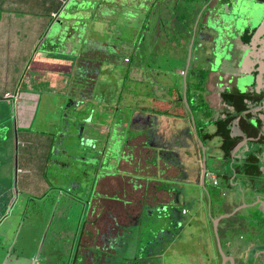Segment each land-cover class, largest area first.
Returning <instances> with one entry per match:
<instances>
[{"label": "rangeland", "instance_id": "rangeland-1", "mask_svg": "<svg viewBox=\"0 0 264 264\" xmlns=\"http://www.w3.org/2000/svg\"><path fill=\"white\" fill-rule=\"evenodd\" d=\"M4 2H6V0H4ZM4 2L3 6L5 5L8 7H12V4L10 3L12 1H8V4H4ZM199 3L200 2L197 3L196 0H186V3H183V1L180 0L177 4H174L173 7H171L172 9L170 11L173 18L171 17V21L169 23L174 29V33L179 29V24L175 22L174 18L181 21L183 17H193L195 15L194 10ZM72 4L75 3L73 2ZM80 7H82L79 12L81 18H84L86 21L92 20L96 27H100L102 29L100 33H95L93 27L88 25V22L86 23L83 21V24H81L82 27L80 28L79 26L81 25L79 24V21L76 22V34L79 33V37L74 36L71 40L68 41L66 40L67 38L65 39V49H71V51H73V54L76 53V55H74L73 57L59 56L55 58V56L52 54L50 56L48 64L41 63V66L44 67L43 70H38V66L36 64L37 60L34 61L32 59H29L28 63L26 64L25 61H12V56L16 54L12 51V45L9 49H6V53H4L2 57H0L1 62L4 61L2 67L0 68V94L4 93L5 95H11L10 92H5L8 80V83H10V88H12V93L17 88V86H19L21 90L20 94H22V92L28 94H38V96L29 95L30 97H34L32 99L21 97V99L17 100L16 104H13L12 100L0 101V191L4 192L2 194L3 196H0V221H2L5 216L7 217L4 219V222L6 220L15 221V223L12 224V243L7 242V245L9 246L8 257H11L9 263L14 261L15 264H28L30 260L28 256L31 257V254H34L33 257H36V259H33L32 257L31 260H33L35 264H60L63 259L66 261L63 262V264H68L69 260H67L66 257L69 258L72 255V247L68 246V241H70L74 233V231L71 229H74L75 223H78V228H81L89 218L84 230V232L90 234H88L89 239L87 241H83V248L78 251L77 255L80 258L77 260V264H93L94 253L98 254V251H96L97 247L102 248L105 246L109 251H114V247H117L118 244L117 240L115 241L113 237L117 233H120L122 226H124L126 223L130 224L137 222L138 217L136 218V216L138 215L140 209V206L138 207V203L136 205L138 213L133 214L136 219L132 221L131 212H129L128 215L126 214V208L123 206V202L121 199L125 195L126 189H132V183L129 181L130 177H110L108 178L109 180L105 185L100 184V186H98V189H100L101 192L107 191L109 194H115L120 197V200L112 201V204L109 207L111 208L109 210V217L107 216L108 214L106 216L104 215L106 213V208L104 206V202L106 200L104 199V197H102V200H96V215L93 214V216H88L90 214V212H88V214H86L87 218H85L82 215V209H80L82 207V204H78V200L75 199L76 197L74 196V194H70L72 193V191H69L79 189V182L70 181V178L66 176V173L69 172L73 166L70 168L64 167V163L65 165H77V159H87L85 157H81V154L77 156L78 158H75L77 154L74 153V151L81 149V145L84 144L83 141L85 139L81 136V131L84 127V123L93 118V112L97 113V117H99L98 111H101V109H105L104 114H109V112L113 111L112 108L108 110V107H110V102H104L106 101L105 96L107 98H111L115 95H119L122 92L124 79L127 77L126 73L122 72V79L120 81L117 77L112 75V71L111 69H109L107 71L108 76H104L106 78L104 80L106 88L104 87L102 90H98L102 94V96L92 97L91 102L93 109H91V112H93L91 114L85 113L83 111L77 112L76 109L75 111L73 110L74 108H71L70 112L76 114V116H73V114L67 113L64 110V107L67 109L70 108V98L66 97L64 92H61L63 85L57 84L54 86L53 83L49 84V81H46L45 78H42L41 76L50 78V70H57L60 72L61 70H63V76L66 80L69 81V83L66 85L68 87L70 82L75 79L74 77L76 76L75 73H73V65H69V70H66L68 63L71 64L72 61H85L84 65H86V68H88V64H92V61H102L103 59H100V54L103 53L105 54L102 57L107 56L104 58L112 57L115 60H118L116 61L118 63L112 66L113 70L115 68H120V66L122 67V69H124V65H126V63L124 62V60H122V58L124 56L123 54L126 47L124 46L121 50H119L116 56H114L113 53L109 51L111 49L112 51L116 50V46L120 43V40L124 39L130 41L128 40L130 38L137 40L142 33V29H144L142 25H146V29L144 30V33L146 34H149L151 30L155 29V27L158 28L160 26L156 25L154 27L153 25V18L155 16H153V13L151 12L152 6L150 4V0H86L85 5L81 4ZM163 7H165V4ZM257 7L258 5L256 4L254 8L256 9ZM73 8L74 5L66 6V9L62 12L61 16H69V20L71 21L77 20V12L73 11V13ZM258 9H260V7ZM210 10L212 11L211 6H207L205 8L204 16L202 15L201 17L202 22L206 20V15ZM70 12H72L71 16ZM243 12L246 13L245 10H243ZM149 13H151L150 16ZM200 15L201 12L197 16V18L194 17L191 26H187V30L189 26L192 30V38L190 39V42L188 44L189 48L184 49L182 47L179 48L176 46H171L170 50V47L162 46V44L157 41V46H159V44H161L160 46H162L160 54L163 53L166 55L170 50L171 56H177L178 58H173V60L168 61L165 60V57H163L162 54L158 55L160 59H155L153 58L154 55H152V57L148 56L149 51L147 50L144 51L147 55L141 60L138 59V57H136L135 55L133 59L135 63L139 61L141 63L144 62L145 64H148L144 68V70H147L145 75L150 72L149 75L145 76L146 83L144 85H146L147 90L136 93V91L132 88V83L127 92L128 94H124L126 98L122 100V103H125V105H130L129 113L133 112L132 110L135 108V111H139V113L143 115L141 124L142 126H146L148 124V127L146 128L148 136L145 140V143L148 145L154 144L156 147H160L162 146V144H164L165 147L162 146L161 149L167 150L170 155H172V157L167 158V160L170 161V159L174 160L176 158H179L180 162L184 164H187V156L192 153V149L194 148L193 141L188 134L189 121L187 117L189 114L184 105L186 104V106L188 107L185 100V93L187 92L186 86L183 85L182 87L176 88V93L179 94L182 92L184 95L181 101L173 98V89L158 90L157 87L159 85L168 87L177 80H184L186 77L185 74L180 73L181 71L179 72V69L177 68L185 67V69H193L194 67L197 70V77L199 76L200 72V77L203 79L200 90L201 95H203L202 99L204 102L202 109L206 112L205 108H207V104L205 105L206 100L204 92L205 82L209 76L208 60H199L198 58L194 57L199 56L200 54H208L210 52H208V50L211 45L209 43L205 44L204 40L198 43L200 39L201 29L200 26H197V21ZM147 17H149V19ZM157 24H159V18H157ZM57 25L58 23H55L53 29H50L49 34H45L48 38H46L44 44H42L43 46L49 47L50 51H55L56 49L51 48L52 45H55L56 43L60 45L62 44V42H64V40L60 41L57 38L60 32V30L57 31L56 29ZM30 27H34L33 22L30 24ZM196 30L198 31L196 32ZM211 33L214 34V32ZM28 36L29 38L22 49L21 55H28L32 41H34L33 37L30 38V35ZM10 43H12V40L10 41ZM136 46L138 55L141 49L140 44H136ZM199 46L201 48H198ZM142 49L144 50V48ZM41 53L43 54L41 50L37 51L36 57H39ZM157 53H159V51ZM181 55L185 56L181 59L179 58ZM5 60H8L10 62L9 66L5 65ZM110 61L114 60L110 58ZM178 61L181 62L177 65ZM22 63L24 68L22 67ZM152 64H154L155 66H161L158 67L159 71H153L152 68L149 67V65H151L152 67ZM169 64H172L171 74H169L170 72L168 73L167 70L162 73L161 68L166 67V65ZM115 71H121V68L120 70ZM89 72L90 74L93 73V69L91 68ZM89 72L87 71L86 74H82L81 77L86 76ZM20 73L21 75L20 77H18ZM109 73H111V75ZM190 74L191 73L189 71V75ZM36 75H38L39 78H36ZM63 76L60 77L58 75V77L61 79L63 78ZM31 77L34 78L31 79ZM65 79H63L62 82H66ZM174 85L175 84H173V86ZM93 86L94 84L90 86V93L91 90L94 89ZM96 88L101 89L100 86H97ZM80 89V91L83 90L82 88ZM80 91L75 92L76 96L77 94H81ZM95 93L96 92H94V94ZM188 93L192 94V91L189 92L188 89ZM62 97H65V99H63ZM117 100L119 102L120 96H118ZM23 102H30L33 106H36L37 109V111L33 109V112L29 117V122L32 123L31 129L25 131L22 129V127L19 126L21 117L17 116L16 112V107ZM120 105L122 104L120 103ZM102 106H104V108ZM143 106H145L146 108H143ZM148 110L150 113L145 114ZM188 110L190 112L189 108ZM165 112H170L172 113V115L166 116ZM148 115L151 117V122L148 120ZM120 116L121 113L119 117ZM76 118L80 120L81 124H79L78 122L76 123ZM132 119L133 117L129 118V121L125 123V129H123L122 132L124 136L127 134H131L133 125L135 124ZM134 119L140 120L141 118H139V116L136 117L135 115ZM53 122L58 123L57 127L51 126ZM116 126H120V124H117ZM58 130H61L64 133L62 139L57 138L54 135V133ZM33 133L40 134L46 139L48 138V141L45 143L46 145L43 146L42 149H40L39 147V149L43 151L44 157H37V159H33L34 165L37 167L38 172L41 174L43 172L42 169L45 165L47 155L51 150V154H53V158L55 159L51 157L50 160L53 159L60 162V164H57V168L54 171L55 174H58L61 181L65 182L63 188L68 187V191L64 190L66 193H59L61 191L60 189L63 188H54L52 192L48 194V190L50 191L51 188L56 186L54 182L55 180H51V182L54 183H52L50 186L47 185L45 193L42 196H39V199L35 197L32 199L29 195L24 196L21 195L20 192H18L17 174L19 175L21 172L19 170L18 172L15 169L16 161L18 163V158L21 161L22 154L25 149L28 150L29 155L37 152L38 147H36L35 144L28 145V143H26V140H30L31 138L27 135L33 136ZM117 133L118 131H116L115 133L112 131V137L110 138V140L116 139V137L118 136ZM58 136L60 137V134H58ZM124 139L127 140L126 136L123 137L122 140ZM58 141L65 142L66 145L62 146L60 142L58 144ZM52 142L55 143L54 147H50L48 145V143L50 144ZM135 143L136 141L133 140L129 144L130 148L132 147V145H135V148H131L134 154V158L136 157L137 151V145ZM176 152L179 154V157L174 156L173 153ZM33 156H35L36 158V155ZM152 157L153 154L141 153L140 156L138 155L139 161L145 163V165L146 161H149V159ZM86 163L88 167L93 164L91 162ZM19 164L23 165L22 162H19ZM78 165H81V167L76 170L77 172H79L75 173L76 175H79L85 170L84 163L79 162ZM93 167H95V165ZM98 167V170L100 168L107 170L108 168L107 166L104 167L102 165H99ZM120 167H122V162H120ZM182 167L185 169L184 165H182ZM51 168L52 166L48 164L45 175L46 177H50ZM156 169L157 168L153 170L151 168V164H148L147 174H155L157 171ZM161 171L162 170H158L159 175L152 176L155 177L154 180H158L162 183L166 182L167 184H173L174 181L171 180H176V178L168 175L166 176V178L170 180L164 181ZM93 172H96V169L89 168L87 171V175H91L93 174ZM167 172L171 174V172ZM132 177L136 178L135 175ZM192 177L193 179L188 178L185 174L184 180L187 181L185 190L191 192V196L195 197V199L189 198L186 200V203L193 210L192 213L195 214L199 207H204L206 205V198L202 193V189H199L200 185L195 179L194 172L192 173ZM53 179H55V177H53ZM110 179H112V182H110ZM4 184L6 185V188L3 189L2 187ZM10 187L12 188L11 190H13L14 193V197L12 198L10 195H6ZM88 187L89 185L86 184L84 188L86 189ZM83 191L84 189H82V191L79 190L80 193H78L82 198H84V195H86L82 193ZM94 193H96V191ZM200 193L202 194V196H200ZM213 193L215 194V192ZM125 197L127 198L126 195ZM162 197L163 199L165 198L163 195ZM218 197H220L221 199L224 198L222 196ZM7 200L8 203L4 205ZM96 201L92 200L93 203H95ZM132 207H134V205ZM205 212L206 211L203 210L202 213H198L196 217L191 219L190 224L186 226L185 229L184 227L182 229H179L178 233L173 235V238L171 236H166L169 241L177 239V242H175L177 243V245L168 246L162 257H156L155 255H153V253L152 256H150L141 250V247L146 242L147 235L143 234L144 231H140L139 239L141 240H139V243L137 245L138 247L136 246V258L129 259L128 263L126 264H212L216 262V258H214L213 255H217V252L213 251L214 242L212 237L213 235L217 237V231L215 229V225L213 227L214 234H212L210 232V229H208V226L211 224L213 218L209 213L204 214ZM168 213V211L166 213L159 212V214L157 212H154L152 213V215L150 213V215L148 216L151 218L150 221L155 223L156 219H158L160 215H162V219H164L167 226L170 227L169 230L175 231L176 227H174V224L172 223V218L170 220L163 218L166 217ZM78 218L83 219L82 224L80 223L81 220ZM92 221L94 223L92 225H89V223H91ZM147 221V214H145L143 215V217H141L140 220V222L142 223L141 227L143 229H145V224ZM8 223L9 222H7L6 226L8 225ZM6 226H3V228L1 229L2 232L4 231ZM10 226L11 224H9V228ZM95 230H98V234L94 232ZM127 230L128 228H126V231ZM211 240L212 243L210 242ZM10 247L12 248V252ZM38 248L40 249L38 250ZM51 249H53L54 252ZM82 250L84 251V253H86L84 258L82 257ZM126 255L127 254H123L122 252H117L114 255L117 262L116 264H119L120 261H122V258ZM100 261L102 262L104 261V259H98V263H100ZM121 264H123V262Z\"/></svg>", "mask_w": 264, "mask_h": 264}, {"label": "crops", "instance_id": "crops-1", "mask_svg": "<svg viewBox=\"0 0 264 264\" xmlns=\"http://www.w3.org/2000/svg\"><path fill=\"white\" fill-rule=\"evenodd\" d=\"M8 1H12L10 2L12 4V7H8L5 5L3 6L4 0H0V7L3 9L2 17L0 20V57H2L3 54L6 53V49H9L12 45V51L16 53L14 56H12V61H25L26 64L28 63L29 59H32L34 61L37 60L36 64L38 66V70H43L44 67L41 66V63L48 64V61L50 60V56L52 55L50 53H45L44 51L46 48H49L42 45V43H44V36L48 32L50 27L53 25V23L56 21V19L60 18L58 16H60V14L66 9V7L65 8L63 7L67 0H6L4 4H8ZM179 1L180 0H151L150 1V4L152 6L151 12L153 13V16H155L153 18V24L154 27L156 25L160 27L158 28L155 27V29L151 30L149 34H146L144 33V31H142V33L140 34L137 40H134L132 38L128 39L130 41L124 39L120 40V43L116 46V50L111 51V53H113V55L116 56L118 54V51L121 50L124 46L126 47L125 51L128 49V51H130L131 53V51H133L134 49L136 50L137 48L136 44L137 45L140 44L141 49L137 55L138 59L141 60L147 55L144 52V50L149 51L148 56L152 57V55H154L153 58L160 59L158 55L163 54V53L160 54V50L162 46H168L170 47V50H171V46L172 47L176 46L179 48L182 47L184 49L189 48L188 44L190 42V39L192 38V30L190 29V26L193 22L194 17L197 18V16L201 12V15L197 21V26H200V29H203L205 21L202 22L201 17L202 15L204 16L205 8L209 0H200V1L196 0L197 3L198 2L200 3L197 4V7L194 10L195 15L193 14L194 16L193 17L191 16L192 18L183 17L181 21H179V19L174 18L175 22L179 24V29L177 30V32L174 33V29L171 27V24L169 23L171 21V17L173 18L170 10L172 9L171 7H173V5L177 4ZM182 1L183 3H186V0H182ZM155 2H157L156 5ZM164 4L165 7H163ZM150 14L151 13H149V16ZM147 18L149 19V17ZM157 18H159V24H157ZM32 22L34 23V27H30V24ZM165 22H168V24H166ZM188 25L190 26L187 30ZM92 27H96V26L92 25ZM101 29L102 28L98 27V30L100 32ZM248 30L249 28L245 27L243 31L240 33L239 38L236 39L235 45L237 48V54H236L237 61H240L242 59V56L245 53L246 48L250 46L251 37H250V32ZM197 31L198 30H196V32ZM28 35H30V38L33 37L34 41H32L28 55H21L22 49L29 38ZM195 37H196V33H195ZM11 40L12 43H10ZM157 41H159L162 44V46H160L161 44L157 46L158 45ZM200 42H202L201 37L198 43ZM142 48H144V50ZM198 48L201 47L199 46ZM39 50H41L43 54L41 53L39 57H36V53ZM65 50H66L65 53L73 54V51H71V49L70 50L65 49ZM170 50L166 55L163 54L165 60L171 61L173 60V58H178L177 56L172 57ZM158 51L159 53H157ZM104 54L105 53L100 54V57ZM74 55H76V53H74ZM128 56L129 55L126 53L122 58V60H124L125 63H127L125 59ZM184 56L181 55L179 58L182 59ZM104 57L103 59L107 61V65L105 66L106 67L105 72L107 73V71L109 70L108 66L111 65L114 61H118V60H115L112 57L109 58H104ZM110 58L114 61H110ZM194 58H198L199 60L210 59V55L200 54L199 56H195ZM247 60L249 59L246 58L245 61ZM180 62L181 61H178L177 65ZM3 63L4 61L1 62V58H0V68L2 67ZM9 63L10 62L8 60H5L6 66H9ZM79 64L80 62L77 64V66ZM97 64H98L97 61L94 62L92 61V64L89 63L91 68H93V73H92L93 77L89 76V78L94 79L96 83H102L103 85L101 89H99L102 90L105 87L104 80L106 78L104 77V75L106 76L108 75L105 74L104 72L102 74H99V72H97L98 70ZM129 64L130 65L128 64L124 65V69H122L121 67V71L126 73L127 77L124 79V85L122 86V92L120 93V100L118 103H122V100L126 98L124 94H128L127 92L130 88V83L132 82V79L143 81L142 78L146 73L144 71L145 65L141 64L139 61H137L134 64L133 63H129ZM69 65H73V70H74V67L76 65L75 62L72 61L71 64L69 63L67 64L66 67L67 71L70 68ZM171 65L172 64H169L166 65V67L161 68L162 73H164L167 70L168 73L170 72L169 74H171L172 71ZM22 67H23V63H22ZM158 67L161 66L159 65L154 66L152 70L153 71L158 70ZM177 69H179V72L181 71L180 73L185 74L186 76L185 79H188L190 68L185 69V67H183ZM62 71L63 70H61V72L57 70L55 71L50 70L49 73L53 74V77L49 78L51 79L50 84L53 83L55 86L59 81H63V79H65V77L63 76L64 72ZM244 71L247 72L248 70L246 68L242 70L238 63L234 66V68L229 67V69H227L226 71H219V72L209 71V76L205 82V92H204V96L207 104V108H205L206 112L203 111V109L193 111L189 104L188 94L187 92L185 93V100L187 102L188 107L186 106V104L184 105L189 114L187 117L189 121L188 134L191 137L194 144L192 153L189 154V156H187V160H186L187 164L181 163L179 158H176L174 160L170 159V161H168L167 158H171L172 155H169L168 157L165 158L162 156V159H160L159 161L160 162L159 168L157 167V165L151 164V168L153 170L157 168L156 169L157 171L155 174L153 173V176L159 175L158 170L159 171L162 170L161 174L164 178V181L169 180L168 178H166V176L169 175L176 178V180H171L174 181V183L173 184H167L166 182L162 183L158 180L155 181L154 180L155 177H153L152 179L148 180V184L144 185L143 182L142 186L137 187V189H134L133 184H131L132 189L131 188L126 189L125 191V195L127 196V198L125 197V195L121 198L123 202V206L126 208L125 209L126 214L128 215L129 212H131V216H132L131 219L134 218V220L137 217H138L137 220H139V218L142 215H144L143 211H145L148 218H150L148 216L150 215V213L151 215L154 212H157L159 214V212H161L160 210H162L159 207L164 205H168L170 209L174 210V212H176V210H179L180 207L190 209L187 208L186 205L182 206L183 203L187 204L186 203L187 199L189 198L195 199V197H192L190 194H186L183 191V188L187 183V181H185L184 179H185V174L186 176H188L189 173H191L189 175H192V173L195 171L196 180L200 182L199 189H202V193L206 198V205L204 207H199L197 213H202V211L205 210L206 212L204 214L209 213L213 218L211 222L212 225L210 224L208 226V229H210L211 232V229H213L215 225V229L217 231L216 244H217V249L219 251L218 252L219 256L213 255V257L221 258L219 264H264V122H263L264 83L263 82L261 83V79H260V84L259 83L258 85L256 84L257 88L260 91L251 89L248 90L246 94L239 93L237 89L233 88V86L236 82L235 79L236 75L239 72H244ZM58 74L62 75L63 78L62 79L59 78ZM109 74L111 75V73ZM20 75L21 73L19 74L18 77H20ZM33 78L34 77H31V79ZM36 78H38V75H36ZM176 82L177 81H175L171 85L176 84ZM67 84L68 82L66 80V82H63L62 85L66 88ZM179 86H182V84H180ZM132 88L135 89L134 87ZM91 92L94 93L96 91L95 89H93L91 90ZM26 94L30 96H38V94L36 93L33 94L26 93ZM239 94H242V96H247L246 99L252 100L253 103L249 106L247 105L248 100L247 101L245 100L246 102L245 109L240 110L235 99V96ZM22 95H24V93H22ZM30 96H28V98ZM179 96L174 95V99L179 98ZM183 97L184 95L181 96L180 101L182 100ZM74 98H77L75 93H74ZM70 105L71 108H74L73 110H75V108L77 107L76 106L77 104L75 105L73 103L72 104L70 103ZM188 108L190 109V112ZM33 109L37 111L36 106H33L30 102H23L16 107L17 116L21 117V122L19 123V126L22 127L24 131L31 129L32 127V123L29 122L30 120L29 117L32 114ZM91 109H93V107L88 108L86 113L91 114L93 112V111L91 112ZM104 110L105 109H101L100 111L101 115H99V117H97V113L93 112V118L84 123V127L82 129L83 131L82 137L85 139L83 141L84 144L96 143V144H100V146L103 145L102 142H99L98 138L100 139L101 134L109 130V126L107 125V123L103 124L101 122L100 124V122L97 121H100L99 119L104 118L103 116ZM67 113L73 114L68 109H67ZM125 114H127V112ZM136 115L139 116V118L141 119L134 120L135 123L134 125L136 126H133L131 134H127L126 153L133 154L131 148H135V145H132V147L130 148L129 144L133 140L136 141L135 144L137 145V151L135 150L136 151L135 159H138V155L140 156L141 153L154 154V151H157L158 149L154 144L148 145L145 143V140L147 139L148 136V133L146 131L148 124L146 126H142L141 124H142L143 115H141L139 112ZM73 116H76V114H73ZM238 116H242L240 120L241 124L244 127L245 131H247L248 133V137L245 139H243L241 135L239 134L237 135L233 133V127H234L233 121ZM229 117H231L232 119L227 127L228 136H230L231 140L233 139L237 140L232 145H230V141L226 139L224 135L220 134V130H219V125L222 124V122ZM251 118H257L259 121L258 125L256 126V128L259 129H256L253 133H251V131L249 132L250 125L248 123V120ZM150 119L151 117L148 115V120L150 121ZM77 122L81 124L80 120H77L76 123ZM57 124H58L57 122L56 123L53 122L51 126L57 127ZM205 133L214 136L212 138H206L207 136ZM259 133L263 134L262 137L258 135ZM58 134H60V137L58 136ZM63 134L64 133L61 130H58L57 132L54 133V135L60 139H62ZM27 136L31 138L30 140H26V143H28V145L35 144V146L38 147V150L36 153H32V155H29L28 150L25 149L23 151L21 161L19 160V158H18V163L16 161L15 169L16 171L19 170L21 172L19 174L20 176L17 174L18 176L17 189L18 192L21 193V195L24 196L29 195L30 198L32 199L34 197L39 199V196H42L45 193L47 185L50 186L54 182L56 185L55 187L51 188L50 191L48 190V194H49L52 192L54 188L55 189L63 188L65 182L61 181L58 174H55L54 170H56L57 164H60V162L53 160L55 158H53V154H51L52 152L51 150L50 153H48L47 155V159L45 160V165L42 169L43 172L41 174L38 172L37 167L34 165L33 159H37V157H44L43 151L40 149H42V147L46 145L45 143L48 141V138L46 139L44 136H41L40 134L37 133H33V136L32 135L31 136L27 135ZM254 136H256L257 138ZM199 138L202 139L204 143H202V141ZM59 142L60 141H58V144ZM60 143L62 144V146L66 145L65 142H60ZM48 145L50 147H54L55 143L54 142L50 144L48 143ZM162 146L165 147L164 144H162ZM173 154L174 156L179 157V154L177 152ZM33 155H36V158ZM51 157L53 159L50 160ZM152 158H154V156ZM84 161L85 163L91 162L93 163L92 165H95V163L91 159L90 160L87 159ZM19 162H22L23 165H20ZM252 163L256 164V170L247 171L249 170ZM48 164L52 166L50 171V177L45 176L46 170L48 168ZM182 165H184L185 169L182 167ZM128 166L129 165L127 164V162L123 160L122 168L125 169ZM64 167L74 168V165H65L64 163ZM167 171L171 172V174L168 173ZM75 173L78 172L75 171ZM66 176L68 177V174H66ZM53 177H55V179H53ZM75 177L76 176L71 177L70 181H78L79 189L69 190L68 187H65L63 189H60L61 191L59 193H66L64 190L68 189L69 191H72V193L70 194H74V196L76 197L75 199L78 200V198L80 199L81 197L76 195L79 193V190L81 188V182ZM110 177L112 176H104L99 179L96 185V193H99V195L93 197V200L95 201L99 199L102 200V197H104V199L106 200L104 202V206L106 208L105 209L106 213L104 215L106 216L108 214L107 215L108 217L110 216L109 210L111 208L109 207L111 206L112 201H118V200L111 199V197L114 196L115 194H109L107 191L101 192L100 189H98V186H100V184L105 185L106 182L109 180L108 178ZM51 180L53 181L55 180V181L51 182ZM110 182H112V179H110ZM163 184L167 185V188H161V186H164ZM5 186L6 185L4 184L2 188L3 189L6 188ZM11 189L12 188L10 187L6 195H10L12 198L14 197L13 196L14 193L13 190ZM213 192H215V194ZM3 193H4L3 191H0V196H3L2 195ZM183 193L184 196L182 197ZM161 194L165 197L164 199ZM218 194H222V197H224L222 199L225 200V202H221L222 200L219 199ZM200 196H202L201 193ZM118 198L120 200L119 196ZM80 201L82 203V207L80 209H82L81 212L84 213L86 210V203L81 199ZM7 203L8 200L4 203V205H6ZM77 203L80 204L79 201ZM96 203L97 201L95 203H92V208L90 209V214L88 216L91 215L93 216V214L96 215ZM137 203H138V207L140 206L139 213L136 207ZM133 205L134 207H132ZM94 209L95 212L93 213L92 211ZM212 209L215 213L213 215H212ZM136 213H138V215L135 218L133 214ZM173 214L175 215V213L171 212L169 213V216H172ZM6 217L7 216H5L2 219V221H0V264H11V263L15 264L14 261L9 263L11 257H8L9 246L7 245V242L12 243V224H14L15 221L6 220L4 222V219ZM215 219L217 220L216 224L214 222ZM88 220L89 218L87 219V221ZM87 221L84 225V228L88 223ZM7 222L9 223L6 226ZM150 222L152 223V221ZM93 223L94 222L92 221L91 223H89V225H92ZM185 223L186 226L190 224L187 222V219L185 220ZM9 224H11L10 228H9ZM2 225L4 227L6 226L3 232L1 231V229L3 228ZM94 232L97 233L98 230H95ZM150 232H152V229H150ZM88 234L89 233L85 232L81 237L78 251L83 248L82 247L83 241L85 240L87 241L89 239L90 234L89 235ZM76 237L77 235L73 233L72 238L70 239L72 243H69L68 241V246L72 247L71 250L72 256L69 259L68 264H71V259L75 254L76 244L74 245V241H77V239H75ZM136 240H138V238H136ZM132 245H134V242H132ZM129 246L127 247V249L136 251L134 247H136L137 245L130 247ZM39 249L40 248H38V250ZM51 250L54 252L53 249ZM78 251L76 252V254H78ZM11 252H12V248H11ZM33 255L31 254V257L28 256L30 259L28 264H35V262L31 260ZM85 255L86 253H84V251L82 250V257L84 258ZM224 256H226L228 260H223ZM93 258H94L93 264H100L98 263L99 256H96L94 253ZM33 259H36V257H33ZM63 262L66 261L63 259L60 264H63ZM216 263L217 261L212 264H216ZM72 264H77V260H74V262L72 261Z\"/></svg>", "mask_w": 264, "mask_h": 264}, {"label": "trees", "instance_id": "trees-1", "mask_svg": "<svg viewBox=\"0 0 264 264\" xmlns=\"http://www.w3.org/2000/svg\"><path fill=\"white\" fill-rule=\"evenodd\" d=\"M73 2L75 4H72ZM84 2H86V0H67L66 1V3L64 4L63 8H65L68 5H74V8L72 9V12L73 11L77 12V17L78 18L75 21H71V20H69L70 19L69 17L67 18V16L66 17L65 16H61L62 13L60 14V16H58L60 18L56 19V21L53 23V25L50 27V29H53V26L55 25V23H58L56 29H57V31L60 30V32H59V35L57 36V38L60 41L64 40V42H62V44H60V45H58L57 43L55 45H52L51 48H56L55 51H50L49 50L50 48H46L44 50L45 53L53 54L55 56V58L59 57V56H67V57L68 56H72V57L74 56V54L65 53V51H66L65 50V48H66L65 39L67 38L66 40L68 41V40H71L72 37H74V36L79 37V33L76 34L77 30L75 28L77 26L76 22H78V21H79L80 25L83 24L82 23L83 21L86 22V23L88 22L89 26L94 25V22L92 20L86 21L84 18H81V15H79L80 5L81 4L85 5ZM156 3L157 2H155V5H156ZM2 10L3 9L0 7V20H1V17H2V12H3ZM72 12H70V16H71ZM68 21H69V23H68ZM165 23L168 24V22H165ZM145 26L146 25H142V27H144V29H142V31H144L146 29ZM80 27H82V25L79 26V28ZM50 29L48 30L46 35L49 34ZM93 30L95 31V33L96 32L100 33V31L98 30V27H93ZM201 31H202V29H201ZM201 31H200V33H201ZM46 35L44 36V42H45L46 38H48ZM42 44H44V43H42ZM111 51L112 50H110L109 52H111ZM144 51H146V50H144ZM126 53L129 55L125 59L126 62H127L126 64H128V65H130L129 63H133L134 64L135 62L133 61V59H134L135 55L137 57V51L134 49L130 53V51H128V49H127L126 51H124L123 55H125ZM102 56H101L100 59H103ZM207 60L210 61L209 59H207ZM102 61H103V65L106 66L107 65V61H105L104 59ZM73 62H76V61H73ZM117 63L118 62L114 61L108 67H109V69L112 70V75L117 77L121 81L122 71H117V72L115 71V70H120L121 66H120V68H115L114 70L112 69V66L116 65ZM141 64L145 65V67L148 65L147 63L145 64L144 62L141 63ZM154 66H155L154 64H152V67H151V65H149L150 68H153ZM144 71L147 72V70H144ZM189 71H190L191 74L188 76V79H184L182 81H178L177 80V82H176V84L174 86L173 85H171V86L169 85L168 87H165L163 85H159L157 87V89L158 90H161V89H163V90H172L173 89L175 96H179V95L182 96L183 95L182 92L179 93V94L176 93L177 92L176 88L177 87H182L183 85H185L186 89H187V94H188L190 107L194 111V110L202 109L203 104H204L203 99H202L203 96L201 95V90H200L203 79L200 77V72H199V76L197 77V74H196L197 70L194 67H193V69L190 68ZM209 71H210V69L208 68V72ZM120 74H121V78H120ZM146 75H149V73H147ZM146 75L143 76V78H142L143 81H141V80H133L132 79V82L130 83V85L133 83V87L135 88L134 90L136 91V93H140L142 91L147 90L146 85H144L146 83V79H145ZM100 84L103 85L102 83H100ZM180 84H182V86H179ZM72 85H73V83H72ZM65 89H69V87L66 86V88H65L63 86L62 90H65ZM82 89L83 90L80 91L81 94H77V96H76L77 98H74V93L75 92L70 94V95H69L67 90L62 91V92L65 93L66 97L68 95L72 96V98L76 101L75 105L77 104L76 105L77 107L75 109H77L78 111H83V112L86 113L88 108H92L93 107L92 106V102H91L92 101V97H95V96L101 97L102 94L99 91H96L95 94L93 92L90 93L89 90H88V87L87 88H82ZM188 89H189V92L192 91V94L188 93ZM6 92H10L11 95L0 94V101L12 100L13 104L14 103L16 104L17 99H19V96H20V93H21V90H20L19 86H17V88L12 93V88H10V83L7 82ZM24 94H26V93H24ZM118 96H120V94L119 95H115V96H113L111 98H107L105 96L106 101H104V102H110V104H109L110 107H108V110L112 108L113 111L109 112V114H103L104 118L103 119H99L100 121H97V122H100V124H101V122L103 124L107 123V125L109 126V130H108L109 132L108 131L107 132H103L101 134V136H100V139L98 138L99 142H102L103 145L100 146V144H96V143L95 144H83V145H81V149H78V150L74 151V153L77 154L75 156V158H78L77 156L80 155V154H81L80 155L81 157H85L87 159L89 157V160L91 159L95 163V167H93L94 165H91L90 167H88L87 164L84 161V160H87V159H83V158H82V160L77 159L78 160V164H79V162L84 163V167H85L84 172L80 173L79 175L74 174L75 171L78 170L81 167V165H78V164L76 165L75 164L74 168H72L69 172L66 173V174H68L69 178H71L73 176H76L75 178L80 180V182H81L80 190L82 191V189H84V191L82 193H84L86 195H84L85 196L84 198L81 197L80 199L85 201V203H86V210H85L84 213H82V215L85 218H87L86 214H88V212H90L89 209L92 208L93 197L99 195V193H94V192L96 191V185H97V183H98V181H99V179L101 177H104V176H112V177H114V176H128V177H130L129 181L132 182V184L134 186V189H137V187H141L142 186L143 182H144V185L148 184V180L153 178L152 177L153 175L151 176V175L147 174L148 164L157 165V167L159 168V164H160L159 161H160V159H162V156L165 158V157H168L170 155V153L167 150H162L161 149L162 146H160V147H156L158 150L154 151V154H153L154 158H150L149 161H146V165H145V163H142L141 161H139V159H135L137 162H135L134 159L132 161H130L129 160L130 158H132V157L134 158V154H127V157L124 156V158L128 161V162L127 161L126 162H127V164L129 166L127 167V169H123L122 167H120V163H119L120 156H117V157L114 156L113 150L116 149L119 146V144H120V142L118 140L120 139V134H122L123 129H125V123L127 121H129L128 119L131 118V117H133L132 120L134 121L135 120L134 117L139 111H135V108H134L132 110L133 112L129 113L130 105L127 106V105H125L123 103H121L122 105H120V103H118V100H117ZM181 96H179V98H177V100L180 101ZM173 98H174V96H173ZM246 98H247V96H242V94H239V95L235 96L236 102H237L238 107H239L240 110L245 109V105H246L245 100L246 101L249 100V99H246ZM20 99H21V97H20ZM111 100H113V101H111ZM114 102H117V103H114ZM102 107L104 108V106H102ZM143 108H146V107H143ZM64 110H65V112H67V108H64ZM121 110L126 111L127 114H125L126 112H123ZM148 111H147V114L150 113ZM98 112H99V115H101L100 111H98ZM120 113H121V116L119 117ZM165 114H166V116L172 115V113H170V112H165ZM231 119L232 118L229 117V118L225 119L222 122V124L219 125L220 134L224 135L225 138L230 141V145H232L234 142L237 141V140H234V139L231 140L230 136H228L227 127H228ZM117 124H120V126H116ZM133 126H136V125H133ZM112 131L114 133L116 131H118V133H117L118 136L116 137V139L110 140V138L112 137ZM205 134L207 136L206 138H212L214 136V135H211V134H208V133H205ZM99 135H97V136H99ZM81 136H83V131H81ZM125 136L127 138V135H125ZM200 140L202 141V139H200ZM202 143H204V142L202 141ZM99 165H102L104 167L107 166L108 168H107V170L102 169V168H100L98 170V168H99L98 166ZM89 168L90 169H96V172H93V174H91V175H87V171H88ZM190 170H191V167H190ZM254 170H256V164L252 163V165L250 166L249 170H247V171H254ZM189 174H191V173H189ZM189 174H188L187 177L193 179L192 175H189ZM194 174H195V171H194ZM134 175L136 176V178L132 177ZM139 178H142V179L139 180ZM195 179H196V176H195ZM197 182L200 184L199 181H197ZM86 184L89 185V187L85 189L84 187L86 186ZM163 185L164 186H161V188H167V185H165V184H163ZM183 191L186 194H190L191 195V192H189L188 190H185V186L183 188ZM77 195L79 196V194H77ZM183 196H184V193H183L182 197ZM218 196H222V194H218ZM210 197H211V195H210ZM80 199L78 198V201H79L80 204H82ZM111 199L119 200L117 195L112 196ZM219 199L222 200L220 197H219ZM221 202H225V200H223ZM183 205H186L187 208H190V206L188 204L183 203L182 206ZM212 205H213V202H212ZM159 208L162 209L160 211L163 212V213H166L167 211L169 213H171V212L175 213V215L173 214L172 216H169V213H168L166 215V217H163V218H166L167 220H170L172 218V223L174 224V227H176L175 231L169 230L170 227H168L167 224L165 223L164 219H162V215H160V217L156 220V222H155L156 224H154L153 222L151 223L150 222V218L147 217L150 225L148 224V221H147L146 224H145V229H143L141 227L142 223L140 222L141 217H143V215H142L139 218V220H137L136 223H130V224L126 223L124 226H122V229H121L120 233H117L113 237L115 239V241L117 240V244H118L117 247H114V249H113L114 251H109L105 246L102 247V248L101 247H97L96 248V251H98V254L95 253V255L99 256L98 259H100V258H101V260L104 259V261H102V262L100 261V264H116L117 262H116V258L114 257V255L117 252H120V253L122 252L123 254H127L125 257L122 258V261H120L119 264H121L122 262H123V264H126V263H128L129 259L136 258L135 251H132L131 249H127V247L129 245L130 246L138 245L139 240H141V239H139L140 238V231L141 232L144 231L143 234L147 235L146 242L141 247V250L143 252L147 253L150 256H152V253H153V255H155L156 257H162L164 255L165 251L167 250L168 246H171V245L172 246H176L177 245V243H175V242H177V239H174L173 241H169L166 238V236H171L173 238V235L177 234L179 229H182L183 227L186 228V223H185L186 219H187V222L190 223L191 219L196 217V215H198L197 211L195 212V214L192 213V211H193L192 208L186 209V208L180 207L179 210H176V212H174V210L170 209V207L168 205L160 206ZM92 212L94 213L95 209ZM143 213H144V215L146 214L145 211H143ZM213 214H215V213H214V211L212 209V215ZM78 219H80V218H78ZM80 220H81L80 223L82 224L83 219L81 218ZM133 220H134V218L132 219V221ZM84 225H82L81 228H78L79 224L75 223L74 224V229H71V230L74 231V234L77 235V237L75 238V239H77V241H74V245L76 244L75 245V254L73 255V257L71 259V264H72V261L74 262V260H78L80 258L76 254V252L78 251V247L80 246L81 237L85 233L84 232V230H85ZM126 228H128L127 231H126ZM150 229H152V232H150ZM211 233L214 234L213 229H211ZM149 234H151V235H149ZM136 238H138V240H136ZM212 239H213V242H214L213 251L217 252V255L219 256V253H218L219 251L217 249V244H216V237L213 235ZM132 242H134V245H132ZM210 242L212 243V240ZM69 243H72V242L69 241ZM111 247H113V246H111ZM134 248L136 250V247H134ZM131 254H133V255H131ZM71 256L69 258L66 257V259L69 260L71 258ZM220 260H221V258L217 257L216 258V261H217L216 264H219Z\"/></svg>", "mask_w": 264, "mask_h": 264}, {"label": "water", "instance_id": "water-1", "mask_svg": "<svg viewBox=\"0 0 264 264\" xmlns=\"http://www.w3.org/2000/svg\"><path fill=\"white\" fill-rule=\"evenodd\" d=\"M245 1L252 0L239 1L244 9L247 8L249 10L246 12L248 13V16L241 19H239V15H242L244 12L240 10L237 5H235L234 9H229L227 7V4L224 2L221 3L220 8L211 6L212 11L210 10L206 15V20L204 22V27L200 33V37L205 41V44L209 43L211 45L208 50V52L210 51L208 53L210 55V61H208L210 71H226L227 69H229V67L234 68L237 63L242 70H244L245 68L248 70L247 72H239L236 75V82L233 86V88L237 89L239 93L246 94L248 90L251 89L260 91L256 86V84H260V79L261 83H264V17L258 24L257 19L259 16L258 14H260L261 12V8L258 9V6L255 9L254 6H252L249 9L248 6H245ZM210 2L211 0L207 3L206 7L210 5ZM82 7H80V9H82ZM68 17L69 16H67V18ZM254 25H257L255 26V30L252 29L254 28ZM245 27L249 28L248 31L250 32L251 42L250 46L246 48L242 59L240 61H237V48L235 45L236 39L239 38L242 29H244ZM211 32H214V34H212ZM246 58L249 60L245 61ZM80 88H85V85H83L82 83L77 84L75 86L74 92L80 91ZM26 95L27 94H20L19 99L20 97H27L28 99L29 95ZM29 98L32 99V97ZM252 103V100L247 101V105L249 106ZM241 117L242 116H238L233 121V133L237 135L239 134L243 137V139H245L248 137V133L242 128L240 121ZM76 119L78 120V118ZM258 122L259 121L257 118H251L248 120V123L251 127H256L258 125ZM123 137L125 136L123 134H120V139L118 140L120 144L116 149L113 150L114 156H120L119 163L123 160L127 161L124 158V156L127 157L128 154L126 153L127 140H122ZM133 159L135 162H137L133 157L129 160L132 161ZM140 179L142 178H139V180ZM216 221L217 220L215 219V224ZM223 260L228 259L226 256H224Z\"/></svg>", "mask_w": 264, "mask_h": 264}, {"label": "flooded vegetation", "instance_id": "flooded-vegetation-1", "mask_svg": "<svg viewBox=\"0 0 264 264\" xmlns=\"http://www.w3.org/2000/svg\"><path fill=\"white\" fill-rule=\"evenodd\" d=\"M239 1H241V0H211V2H210V5L209 6H212V7H214V6H216V7H218V8H220L221 7V3L222 2H224V3H226L227 4V7L229 8V9H234V7H235V5H237L239 8H240V10H245L246 12L247 11H249L247 8L246 9H244L243 7H242V5L240 4V2ZM246 3H245V6H248L249 7V9L252 7V6H255L256 4L261 8V12H260V14H258L259 16H258V19H257V21H258V24H259V22L263 19V17H264V0H252V1H245ZM258 2V3H257ZM248 16V13H243L242 15H239V19H241V18H243V17H247ZM250 16V15H249ZM257 24V25H258ZM256 25V26H257ZM255 26V25H254ZM253 30H255V27L254 28H252ZM80 62V64L77 66H75L74 67V70H73V73H75V79H73L71 82H70V84H69V89L67 90L68 91V93H69V95L70 94H72V93H74V90H75V86L77 85V84H79V83H82V82H85L86 84H85V88H87L88 87V90H90V86L92 85V83L95 81L94 79H92V78H89L88 76H84V77H81V75L82 74H86L87 73V71H88V68H86V66L84 65V61H76V64H78ZM103 71H100V73H102ZM59 75V74H58ZM60 77H62V75H59ZM39 77V76H38ZM41 77H43V78H45V80L46 81H49V84L51 83V79H49V78H46V77H44V76H41ZM51 77H53V74L52 73H50V78ZM56 77V76H55ZM65 81H66V79H65ZM67 82L69 83V81L67 80ZM72 83H73V85H72ZM57 84H63V82L62 81H60V82H58ZM56 84V85H57ZM84 84V83H83ZM67 96L68 98H70L69 100H70V103H73V104H75V100L72 98V96ZM63 99H65V97H62ZM70 108H71V105H70ZM70 108L68 109V110H70ZM242 125V124H241ZM242 128L244 129V127L242 126ZM256 129H259V128H256V127H251V126H249V132L251 131V133H253ZM245 130V129H244ZM260 137H262V133L260 134H258ZM254 137H256V136H254ZM257 138V137H256Z\"/></svg>", "mask_w": 264, "mask_h": 264}, {"label": "clouds", "instance_id": "clouds-1", "mask_svg": "<svg viewBox=\"0 0 264 264\" xmlns=\"http://www.w3.org/2000/svg\"><path fill=\"white\" fill-rule=\"evenodd\" d=\"M98 62V64H97V68H98V70H97V72H99V74H102L103 72L105 73V74H107L108 75V73H106L105 72V66L103 65V61H97ZM76 64V63H75ZM76 66V65H75ZM86 66V65H85ZM91 69V66L88 64V72H89V70ZM93 69V68H92ZM100 71H103L102 73H100ZM98 74V75H99ZM86 76H91V77H93V75H92V73L90 74V72L86 75ZM101 76V75H100ZM105 77H106V75H104ZM82 83H84V85L86 84L85 82H82ZM94 84V86H93V88L96 90V91H98L99 89H97L96 87L97 86H100V87H102V85L100 84V83H96L95 81L92 83V85Z\"/></svg>", "mask_w": 264, "mask_h": 264}, {"label": "built area", "instance_id": "built-area-1", "mask_svg": "<svg viewBox=\"0 0 264 264\" xmlns=\"http://www.w3.org/2000/svg\"><path fill=\"white\" fill-rule=\"evenodd\" d=\"M216 182H217V180H216Z\"/></svg>", "mask_w": 264, "mask_h": 264}]
</instances>
